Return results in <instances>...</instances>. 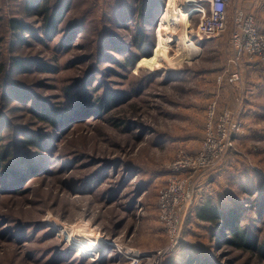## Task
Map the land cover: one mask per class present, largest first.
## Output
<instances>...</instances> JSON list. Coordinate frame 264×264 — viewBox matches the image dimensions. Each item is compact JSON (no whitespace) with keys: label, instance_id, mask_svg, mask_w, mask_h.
<instances>
[{"label":"rangeland","instance_id":"rangeland-1","mask_svg":"<svg viewBox=\"0 0 264 264\" xmlns=\"http://www.w3.org/2000/svg\"><path fill=\"white\" fill-rule=\"evenodd\" d=\"M153 2L0 0V149L9 151L6 167L14 156L30 164L13 176L0 172V264H127L124 248L166 246L158 190L180 150H199L212 99L241 125L218 170L199 181L221 220L188 211L164 264H264V59H251L257 70H242L238 84L227 81L231 6L226 29L176 61L178 31L191 38L196 22L177 28L162 16L194 3ZM240 5L264 32V0ZM138 32L147 36L143 50L132 45ZM162 39H170L163 51ZM131 55L139 61L123 67ZM43 110L55 123L36 115ZM30 136L39 146L23 142ZM225 215L251 234L253 249L230 245ZM84 234L99 240V251L78 249Z\"/></svg>","mask_w":264,"mask_h":264},{"label":"built area","instance_id":"built-area-1","mask_svg":"<svg viewBox=\"0 0 264 264\" xmlns=\"http://www.w3.org/2000/svg\"><path fill=\"white\" fill-rule=\"evenodd\" d=\"M190 1H193L194 8L189 9H197L191 16L196 26L190 32L196 44L202 38L223 32L229 20V8L234 6L229 40L231 55L225 73L229 83L238 84L242 80L244 59H264V32L257 27L254 16L240 5L247 0ZM218 107L217 99L209 102L204 139L199 150L195 153L180 150L170 164L166 182L158 190V220L167 237L166 246L149 251L124 248L122 254L127 264H164L165 259L178 248L184 217L201 193L200 178L218 170L241 129L231 108L224 106L218 110Z\"/></svg>","mask_w":264,"mask_h":264},{"label":"trees","instance_id":"trees-1","mask_svg":"<svg viewBox=\"0 0 264 264\" xmlns=\"http://www.w3.org/2000/svg\"><path fill=\"white\" fill-rule=\"evenodd\" d=\"M156 5H159L161 7L163 5L162 0H153ZM139 6L141 4V0H138ZM151 5L150 8L146 12L145 19L148 18V13L151 11L152 7H155L154 5ZM47 2L44 1L43 4L41 5V8L39 10L40 14H43L44 16L47 17ZM142 15V12H141ZM48 21H44V26L46 28H50L49 25H47ZM13 29L15 31L21 30L22 26L18 22H12L11 23ZM23 30V29H22ZM133 41L132 45L136 46L139 48V50H143L147 45V36L143 34L142 32L135 33L133 36ZM139 61V57L137 55H131L128 56L124 59V62H122L123 67H132L135 66V64ZM120 97V96H119ZM117 95H111V98L113 100H116L119 98ZM110 99H106L108 102ZM105 105V104H104ZM36 115L44 121H47L49 123H55L56 121V115L52 114L50 111H38L36 112ZM41 140V139H40ZM25 144L29 145H38V138L37 137H28L23 141ZM39 146V145H38ZM9 151L6 148L0 149V172L4 175L8 176H13L17 173H21L22 171L26 170L27 167L30 165L29 161L27 158H17L14 156L12 158V164L8 168L4 165L6 158L8 159ZM6 157V158H5ZM0 173V174H1ZM19 175V174H18ZM202 193V192H201ZM200 193L198 200L196 204L191 206L189 212L193 215V217H196L202 221L206 222H220L221 220V215H222V210L216 206H214L211 202L210 199L207 200L206 196H203ZM226 219V223H223L221 225V229L227 230L228 235L226 236L228 238V242L230 245L237 247V248H251L253 249L255 241L252 240L251 234L245 229V228H240L239 226H234L233 220L228 219L226 215L224 216ZM229 229V230H228ZM225 237V238H226ZM262 251L264 252V247L262 246ZM196 259L193 258L191 264H195Z\"/></svg>","mask_w":264,"mask_h":264},{"label":"bare ground","instance_id":"bare-ground-1","mask_svg":"<svg viewBox=\"0 0 264 264\" xmlns=\"http://www.w3.org/2000/svg\"><path fill=\"white\" fill-rule=\"evenodd\" d=\"M189 1V0H188ZM170 11V10H169ZM168 10L167 11H165V15L164 16H162V19H166L167 20V22H168V24L169 25H171V26H177V28H179L178 26H182V25H185V24H187L188 23V21H189V19L191 18V14L194 12V11H197V9H192V10H188V11H180L179 13H176L175 15L173 14V13H170ZM174 29H177L176 27H173ZM190 28V27H189ZM178 30V29H177ZM189 32V31H188ZM180 33H183V31H181V32H179L178 31V33H177V35H176V37L175 38H177V40H176V42H177V44L179 45V47L178 48H181L182 50V52L180 53L179 52V50H178V52H179V54H178V59L176 60V61H180L181 59L183 60V58L185 59V58H187L188 56L187 55H185V53L184 52H190V51H192V52H194V51H196V50H199V48H198V46L196 45V42L195 41H193V39L192 38H189V37H187L185 34H183L184 36H180ZM187 33V32H186ZM168 40H170V39H167V40H163L162 39V44L158 47L159 49L158 50H161V51H163L164 50V46H163V44L165 43V42H167ZM177 55V54H176ZM192 56V55H191ZM77 230V229H76ZM78 232V231H77ZM80 233V232H79ZM78 234V233H77ZM88 235L90 234V233H87ZM87 234L85 235V236H87ZM75 235V234H74ZM81 235V234H80ZM79 235V236H80ZM83 235V236H84ZM90 235H92V234H90ZM89 235V236H90ZM82 236V235H81ZM89 236H87V239L86 238H84V240H81L80 239V242L79 243H77V245H78V249L79 250H81L82 251V249L83 248H85V249H87V248H90L89 250H91V252L94 254L95 252H97V251H99V249H100V247H101V244H100V242H99V240L98 239H95V237L93 236H91L92 238H88ZM74 237V236H73ZM75 237H76V235H75ZM97 238V237H96ZM73 239V238H72ZM99 239H101L100 237H99ZM102 240V239H101ZM103 241V240H102ZM102 251V250H101Z\"/></svg>","mask_w":264,"mask_h":264},{"label":"crops","instance_id":"crops-1","mask_svg":"<svg viewBox=\"0 0 264 264\" xmlns=\"http://www.w3.org/2000/svg\"><path fill=\"white\" fill-rule=\"evenodd\" d=\"M257 68H258V65L256 64V63H252V62H250V60H246L245 62H244V64H243V73L245 72L246 74H249V75H251V72H253V71H256L257 70ZM248 91H247V97L248 98H251V96L252 97H254L255 95H256V92H257V88L255 87V86H250V87H248ZM234 96V95H233ZM250 96V97H249ZM252 99V98H251ZM248 101V100H247ZM247 106V108L249 107V109H254V106H255V104L252 102V105H246ZM247 109L245 108V111H246ZM244 111V112H245Z\"/></svg>","mask_w":264,"mask_h":264}]
</instances>
